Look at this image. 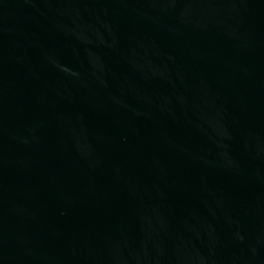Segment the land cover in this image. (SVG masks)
I'll return each mask as SVG.
<instances>
[{"label": "water", "instance_id": "water-1", "mask_svg": "<svg viewBox=\"0 0 264 264\" xmlns=\"http://www.w3.org/2000/svg\"><path fill=\"white\" fill-rule=\"evenodd\" d=\"M0 264H264V0H0Z\"/></svg>", "mask_w": 264, "mask_h": 264}]
</instances>
